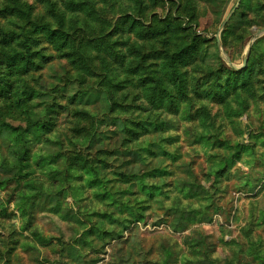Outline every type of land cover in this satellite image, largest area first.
Wrapping results in <instances>:
<instances>
[{"label": "rangeland", "instance_id": "374dc122", "mask_svg": "<svg viewBox=\"0 0 264 264\" xmlns=\"http://www.w3.org/2000/svg\"><path fill=\"white\" fill-rule=\"evenodd\" d=\"M144 4L135 21L192 26L198 59L219 70L190 69L193 100L172 112L147 103L140 76L112 106L98 86L69 81L62 60L47 63L32 116L54 104L51 126L0 117V162L13 161L0 168V264H264V0ZM246 57L256 83L246 95L194 91L219 87L222 65Z\"/></svg>", "mask_w": 264, "mask_h": 264}, {"label": "trees", "instance_id": "16d2710c", "mask_svg": "<svg viewBox=\"0 0 264 264\" xmlns=\"http://www.w3.org/2000/svg\"><path fill=\"white\" fill-rule=\"evenodd\" d=\"M37 1L40 5L31 0H0V117L22 118L27 129L36 128L39 123L42 128H49L51 113L60 112L61 108L55 109L53 104L49 106L52 112L45 106L42 116L35 120L32 116L36 98L43 93L36 84L37 78L42 77L45 65L56 59L62 60L69 81H76L80 90L84 89V83L85 89L98 86L107 93L112 106L116 103L119 106L124 99L117 91L126 87V79L140 76L147 84V103L166 100V109L172 112L180 108L181 96L186 103L193 100V90L189 89L190 69L199 68L203 76L211 79L214 71L219 70L198 59L199 48L189 35L192 26L184 27L173 19H153L146 24L135 21L138 11L143 12L145 8L144 0ZM180 8L185 9V5ZM138 26L141 27L139 39L134 35ZM157 38L165 47L156 53L153 48ZM222 66L223 71H228L226 80L211 90L213 94L211 91L205 94L206 91L193 86L199 96L206 99V95L217 94L222 100L230 96L239 98L256 85L249 71L250 59L241 69ZM200 108V113L212 120L209 107L202 104ZM76 125L81 128L83 123L76 122ZM138 131L126 130L129 144L137 142ZM12 162L5 159L0 162V168ZM17 162L14 169L20 173L25 166L22 161Z\"/></svg>", "mask_w": 264, "mask_h": 264}, {"label": "water", "instance_id": "95a60500", "mask_svg": "<svg viewBox=\"0 0 264 264\" xmlns=\"http://www.w3.org/2000/svg\"><path fill=\"white\" fill-rule=\"evenodd\" d=\"M229 16H227V18L224 20V22L221 24L220 28H219V31H218V34H217V40L219 41L220 39V31L222 30V28L224 27V25L226 24V21L228 20ZM260 32H264V29L259 31ZM247 62V57L244 58V62H243V65L241 67H243Z\"/></svg>", "mask_w": 264, "mask_h": 264}]
</instances>
